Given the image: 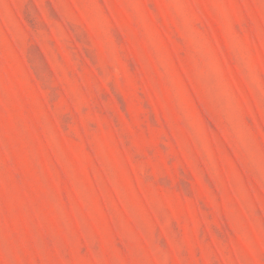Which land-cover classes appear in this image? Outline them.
I'll return each instance as SVG.
<instances>
[{
    "label": "rangeland",
    "instance_id": "374dc122",
    "mask_svg": "<svg viewBox=\"0 0 264 264\" xmlns=\"http://www.w3.org/2000/svg\"><path fill=\"white\" fill-rule=\"evenodd\" d=\"M0 264H264V0H0Z\"/></svg>",
    "mask_w": 264,
    "mask_h": 264
}]
</instances>
